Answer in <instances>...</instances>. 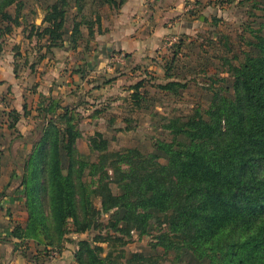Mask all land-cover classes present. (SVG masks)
Masks as SVG:
<instances>
[{
  "label": "trees",
  "instance_id": "obj_1",
  "mask_svg": "<svg viewBox=\"0 0 264 264\" xmlns=\"http://www.w3.org/2000/svg\"><path fill=\"white\" fill-rule=\"evenodd\" d=\"M70 1L57 0L47 9L48 25L32 27L31 35L47 38V50L63 47ZM73 1L83 9L85 0ZM107 1L118 5L125 0ZM15 4L20 10V0H0V21L19 23V10L8 11ZM80 22L70 38L74 48L83 35ZM10 30L7 25L3 33ZM253 37L249 44L256 54L248 53L234 68V96L215 91L207 111L198 108L184 119H169L164 127L172 140L158 141L159 153H144L137 147L112 150L109 139L98 130L89 137L90 149L98 152V158L85 159L77 146L82 137L77 113L59 99H49L43 107L50 119L26 162L22 188L11 197L20 202L25 196L28 219L25 226H14L10 235L48 250L59 247L61 252L68 233L98 229L102 214L115 210L123 213L120 220L125 224L110 221L105 235L99 233L93 242L78 240L76 264H114L111 253L103 255L100 243L114 242L118 233L129 235L133 229L148 233L152 220L157 222L153 245L167 253L187 249L210 264H264V19ZM182 43L180 39L175 45L172 63ZM172 66L166 70L170 80L157 87L177 94L186 83L173 78ZM144 86V80L131 86L125 100H131V110L141 108ZM16 115L14 121L19 119ZM112 184L119 192L113 191ZM155 261L134 253L121 264Z\"/></svg>",
  "mask_w": 264,
  "mask_h": 264
},
{
  "label": "rangeland",
  "instance_id": "obj_2",
  "mask_svg": "<svg viewBox=\"0 0 264 264\" xmlns=\"http://www.w3.org/2000/svg\"><path fill=\"white\" fill-rule=\"evenodd\" d=\"M20 1V10L16 4L8 8L12 14H16L19 10V23L11 22L9 24L7 21H0V43H3L0 57L6 54L5 50L12 51L11 55L15 59L14 72L17 77L15 83L18 79L19 82L16 86H20L17 87L19 91L16 96L13 92H9L11 90L8 89L7 92L6 89L0 88V223L6 225L13 223L12 229L16 225H21L16 222L24 224L21 226L26 225L28 219L26 198L24 196L22 201H17L15 210L14 208L1 210L2 202H7L10 197L14 196L12 195L14 191L21 190L26 173V162L30 158L34 144L39 140L50 119V114L44 113L43 105L48 102L44 98L46 96L41 92L40 81H37L31 72L41 62V56L46 52V41L31 35V31L33 25L41 28L48 25L45 21L47 9L57 0ZM194 1L200 3L199 8H196L197 11L193 13L194 29L180 34L183 43L182 47L178 48L175 62H171L174 50L177 49L174 45L170 49L164 48L155 52L146 62H137L132 66L119 64L118 67L114 64L118 73L122 71L125 73L124 70L128 69L126 72L127 82L121 86L116 85L113 89L103 92L101 89L87 90V87L77 83V88L73 89L75 92L66 95L68 90L66 89V92L55 98L62 101V105L73 108L77 113L75 122L82 132L77 146L83 158L92 161L98 158V152H93L90 149L89 142V137L98 130L109 139L112 150L137 147L144 153H159L158 141L172 140V135L164 127L169 119L175 117L184 119L198 108L207 111L215 91L219 90L228 97L234 96V68L239 67L245 61L248 53L256 54L255 47L249 43L255 41L254 31H257L264 19L262 16L264 0ZM103 2L108 1H82L83 9L80 10L75 1H70V5L67 7L63 39L67 41L68 46H70V37L76 23L81 21V31H84L87 26L86 17L91 19L93 13ZM7 25H11V30L8 33H3ZM82 39L83 35L80 38L81 48L85 43ZM65 45L57 49L60 50L63 59L66 58ZM70 52L72 51L70 50ZM81 52L80 59L84 61L90 59V57L88 59L84 57L83 49ZM171 65H173V69L170 73L173 78L186 83V87L179 89L177 94L157 87V84L170 80V77L167 78L166 70ZM36 71L39 72V70ZM99 79V75L88 77L86 82L89 86L96 85ZM140 80L145 81V86L141 88L143 93L141 108L131 110L133 109L130 104L131 100L125 101L123 98L130 95L127 87ZM61 81L59 80V82ZM56 85L58 83L54 82L50 86V90H54ZM46 88V85L45 87L43 85L42 91H46ZM99 109L106 111H101L103 112L101 115L95 114V111ZM13 110L18 111L19 114L16 115ZM15 115L19 117L18 121H14ZM12 123L13 126H11ZM161 160L166 161L164 157ZM112 188L114 192H119L116 184H112ZM95 203L101 207L100 198L96 197ZM122 215L123 213H117L115 210L103 213L100 219L101 226L98 229L84 233L70 232L66 235L62 245L70 247L74 254L78 240L89 239L93 242L99 233L105 235L110 229V221L118 220L121 226L124 225L125 222L120 220ZM156 227L157 222L152 220L148 227V233L141 234L137 229H133L129 235L118 233L117 236L122 240L115 239L114 242L100 243L104 247L103 255L111 253L114 264L124 263L134 253L152 257L153 261L156 260L155 264H210L209 260L200 258L196 253L187 249L171 250L167 253L162 247L154 246ZM71 228H73L72 225ZM10 236L12 237V235ZM0 239L8 240L7 236L2 233ZM25 241L23 243L25 254L31 247L37 251L36 256L44 255L48 257V260L53 261L52 259L56 256H51L52 251H59L57 249L59 247L48 250V248H44V245L38 247L34 242L35 246L33 244L29 246ZM31 252L34 253V251Z\"/></svg>",
  "mask_w": 264,
  "mask_h": 264
},
{
  "label": "crops",
  "instance_id": "obj_3",
  "mask_svg": "<svg viewBox=\"0 0 264 264\" xmlns=\"http://www.w3.org/2000/svg\"><path fill=\"white\" fill-rule=\"evenodd\" d=\"M115 1L120 2V0ZM195 2L194 0H125L118 5L109 2L101 3L91 19L86 17V20H90V22H87L86 28L82 31V40L85 42L83 48L80 47L81 40L76 48L68 46L67 41L63 40V36L62 43L63 46L66 44L64 54H66L67 59L61 57L60 50H57L58 47H53L51 50H47L45 47L46 52L43 54L41 62L37 64L34 71L30 69L36 80L40 81L41 92L46 96L44 98L47 101L50 99L49 96L58 98L60 94L66 92V89H68L66 95H69L70 92L73 93V89L77 88V83L87 87V90L101 89L103 92L113 89L116 85L121 86L127 82L126 72L128 69L124 70L125 73H122L123 71L118 73L115 68L119 64L132 66L137 62H146L155 52L164 49L163 43L167 35L170 33L185 34L194 29L193 13L200 6L198 1ZM94 20L95 23H93ZM88 23H91L93 34H90ZM42 40L48 44L47 38ZM82 49L84 50V57L87 59L90 57L89 60L80 59ZM5 52L6 54L0 57V88L6 89L7 92L11 90L9 92H13L16 96L20 86H16L19 82L18 79L15 83L17 78L14 72L15 59L11 55L12 51L5 50ZM117 53L125 55L122 61L113 59ZM114 64L117 67H114ZM97 75H99L100 81L98 80L96 85L89 86L86 79L97 77ZM59 80L62 81L59 82ZM54 82L58 85L54 86L56 88L51 91L50 86ZM43 85L44 87L46 85V91H42ZM131 86L127 87L130 95ZM38 95L40 94L38 93ZM130 95L124 97L123 100L129 99ZM103 112L98 114L101 115ZM16 192L14 191L12 195H15ZM2 204L1 210H8L9 208L15 210L17 208V201L13 202L11 197ZM11 224L0 223V234L7 236L8 239H0V264H73L75 262L70 247H65L61 252H58L56 257L52 259L53 261L48 260V257L44 255L36 256L37 251L31 247L25 254L24 241L10 236V231L14 225ZM16 224L24 225L20 222H16ZM25 242L29 246L34 245L33 240H26Z\"/></svg>",
  "mask_w": 264,
  "mask_h": 264
},
{
  "label": "built area",
  "instance_id": "obj_4",
  "mask_svg": "<svg viewBox=\"0 0 264 264\" xmlns=\"http://www.w3.org/2000/svg\"><path fill=\"white\" fill-rule=\"evenodd\" d=\"M180 41V35L177 33H170L169 35H167L164 39V48L166 49H170L172 48L174 45H176L178 42ZM124 54H115L113 56V59L116 61H122V59L124 58ZM57 251H52V257L57 255Z\"/></svg>",
  "mask_w": 264,
  "mask_h": 264
}]
</instances>
